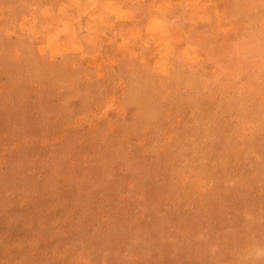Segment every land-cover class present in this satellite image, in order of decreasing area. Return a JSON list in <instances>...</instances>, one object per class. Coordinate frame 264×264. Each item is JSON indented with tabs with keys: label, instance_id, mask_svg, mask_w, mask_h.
Returning <instances> with one entry per match:
<instances>
[{
	"label": "rangeland",
	"instance_id": "374dc122",
	"mask_svg": "<svg viewBox=\"0 0 264 264\" xmlns=\"http://www.w3.org/2000/svg\"><path fill=\"white\" fill-rule=\"evenodd\" d=\"M0 264H264V0H0Z\"/></svg>",
	"mask_w": 264,
	"mask_h": 264
}]
</instances>
